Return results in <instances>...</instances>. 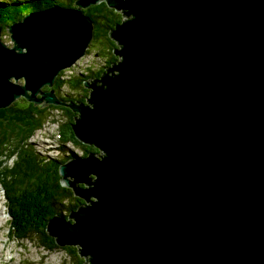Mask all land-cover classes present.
Instances as JSON below:
<instances>
[{
	"label": "water",
	"instance_id": "95a60500",
	"mask_svg": "<svg viewBox=\"0 0 264 264\" xmlns=\"http://www.w3.org/2000/svg\"><path fill=\"white\" fill-rule=\"evenodd\" d=\"M77 1L11 25L10 43L0 29V109L70 108L105 154L61 166L90 205L49 234L91 264H264V0ZM103 1L129 18L112 35L123 61L68 104L52 88Z\"/></svg>",
	"mask_w": 264,
	"mask_h": 264
},
{
	"label": "trees",
	"instance_id": "16d2710c",
	"mask_svg": "<svg viewBox=\"0 0 264 264\" xmlns=\"http://www.w3.org/2000/svg\"><path fill=\"white\" fill-rule=\"evenodd\" d=\"M76 1L67 0H17L15 3L0 1V28L5 30L15 21L21 20L31 11L48 7L76 8ZM78 2V1H77ZM83 15L94 24V38L89 44L90 49L98 47L107 58L101 70L86 69L81 75L75 74L71 78H63L70 69L57 78L54 89L58 97L67 103H86L90 91L85 87L86 81H100L105 71L116 68V63L121 60L116 51L119 44L112 37L119 24L126 22L123 15L112 9L106 2L97 6L83 8ZM62 77V79H61ZM93 82V83H94ZM101 86V85H100ZM67 88V89H64ZM64 89V90H63ZM48 87L43 91H49ZM80 93V95L78 94ZM61 111L62 123L59 125L58 134L64 158H45L39 156L35 146L30 145V140L37 132L45 129L56 117V112ZM76 113L70 108L54 106H38L20 98L7 108L0 109V184L7 191L11 215V231L14 238L23 242L25 239L38 240V244L50 252L59 247L58 240L50 236L48 227L55 217L63 216L73 224L76 222L75 213L81 208H88L90 202L79 195L87 185L77 184L76 191L66 188L62 184L60 175L61 166L69 159H77V155H70L67 145L81 151V157L96 155L103 157L99 149L82 143L74 134L71 125L75 122ZM73 152V151H72ZM68 154V155H67ZM16 156L13 167H5V159ZM34 241V240H33ZM77 247V248H76ZM71 256H80L74 264H86L87 257L83 256L80 247L71 245L64 249ZM78 259V258H77Z\"/></svg>",
	"mask_w": 264,
	"mask_h": 264
},
{
	"label": "rangeland",
	"instance_id": "374dc122",
	"mask_svg": "<svg viewBox=\"0 0 264 264\" xmlns=\"http://www.w3.org/2000/svg\"><path fill=\"white\" fill-rule=\"evenodd\" d=\"M2 1L12 4L15 3L17 0H2ZM3 35L5 36L3 40L6 43H10V36L8 31L4 30ZM98 51H100L98 47L90 49V54H88L87 56L80 57L79 59H77L75 63L73 62V65L67 68L66 70H70L72 68L73 69L71 70V72L67 73V75L63 78H71L75 74L81 75L89 67H92L93 70L96 71L101 70V66H104L103 63L105 61L104 59H100L98 57L97 55L99 53ZM12 82L15 83L16 82L15 79L12 80ZM78 94L80 95V93ZM38 96H40V94ZM55 114L56 117L54 118V121H52L50 125H46L44 130L37 132L35 137L30 140L31 147L35 146L37 152L39 153L40 158L42 159L48 157L56 158V159L64 158L62 153L63 151L61 150V144L57 141L56 138L53 137V133L57 132L59 125L62 123V119L60 117L61 111H58ZM67 149L69 150L68 154L70 155L78 154L77 159H80V156L82 154L79 149L74 148L71 145H67ZM101 153L103 154V152ZM12 157L13 158L9 157L5 159V163H4L5 167H11V166L13 167L14 160L16 161L17 157L16 156H12ZM97 159L102 160L100 155L97 156ZM61 177L62 179H64L62 175ZM64 187L71 188L67 186ZM6 189L7 188L0 185V264H74L77 260L81 259L80 256H73V255L71 256L70 254L65 252L64 249L71 245L62 246L56 249L55 251L50 252L47 249L40 246L38 244V240L35 239V237L32 238L34 241L33 240L27 241V239H25L23 242L14 241L13 239H11L9 232L12 224L10 225L11 215H10L8 200L6 197L7 194ZM78 212L79 210L76 213ZM74 224L76 223L74 222L73 225Z\"/></svg>",
	"mask_w": 264,
	"mask_h": 264
},
{
	"label": "clouds",
	"instance_id": "9594fccd",
	"mask_svg": "<svg viewBox=\"0 0 264 264\" xmlns=\"http://www.w3.org/2000/svg\"><path fill=\"white\" fill-rule=\"evenodd\" d=\"M67 1H69V2H71L72 0H67ZM104 2V1H103ZM50 8H53V7H48V8H42V9H39V10H36V11H34L33 13H36V12H40V11H44V10H47V9H50ZM66 8V7H65ZM76 8H78L77 7V5H76ZM118 13H120L119 11H118ZM121 15H123V17H125L126 19H128L126 22H128L129 21V18L127 17V16H124V14H123V11L120 13ZM27 15H29V14H26L21 20H19V21H15L14 23H12L11 25H13V24H15V23H19V22H22L23 20H24V18L27 16ZM124 23V22H123ZM122 23V24H123ZM11 25H9L8 27H10ZM8 27L5 29V31H8L7 29H8ZM0 29H2V28H0ZM116 30V29H115ZM114 30V31H115ZM2 31H3V33H4V30L2 29ZM9 33V32H8ZM9 36H10V38H11V34L9 33ZM5 36L3 35V37L2 38H4ZM93 38H94V35H93ZM116 41V40H115ZM118 43V42H117ZM119 44V43H118ZM90 47V46H89ZM89 47H88V49H89ZM121 48V46H120V44H119V46L117 47V49H118V51H119V49ZM98 55V57L100 58V59H104V65L106 64V62H107V58L108 57H104L102 54H97ZM102 57H104V58H102ZM120 57V56H119ZM121 60H119V62L118 63H116V65L118 66L122 61H123V58H120ZM102 67L103 66H101V69H102ZM112 69V68H111ZM111 69H109V70H111ZM66 71H68V70H63L62 72H61V74H60V76L64 73V72H66ZM108 71V70H107ZM107 71H105V73L107 72ZM105 75V74H104ZM23 82H25V80H22ZM90 81V80H89ZM87 82V81H86ZM56 83H57V81H56ZM56 85V84H55ZM86 87V86H85ZM45 92V91H44ZM57 95V94H56ZM58 96V95H57ZM66 102V101H65ZM80 103H82V102H80ZM69 104V103H68ZM53 137L54 138H56L57 139V141H58V138H60V136H59V134H58V130H57V132H54L53 133ZM83 154V153H82ZM90 156V155H89ZM105 156V154L103 153V157ZM88 157V156H87ZM84 158H86V157H84ZM102 158V157H101ZM80 159H83V157H81L80 156ZM73 159H69L68 160V162L69 161H72ZM68 162H66L65 164H67ZM1 185V184H0ZM2 186V185H1ZM9 204V203H8ZM11 217V216H10ZM12 219V218H11ZM11 221V220H10ZM76 223V222H75ZM9 234H10V237H11V239H13L14 241H18V242H20L19 240H16L15 238H14V233H13V231H11V229H10V232H9ZM51 236V235H50ZM55 238V237H54ZM80 247V246H79ZM80 251H81V247H80ZM85 257H87V260H86V264H91V259H92V257H90V256H85Z\"/></svg>",
	"mask_w": 264,
	"mask_h": 264
},
{
	"label": "bare ground",
	"instance_id": "6f19581e",
	"mask_svg": "<svg viewBox=\"0 0 264 264\" xmlns=\"http://www.w3.org/2000/svg\"><path fill=\"white\" fill-rule=\"evenodd\" d=\"M77 54V53H76ZM89 54V50L87 49L86 50V53H85V55L84 56H87ZM83 57V56H82ZM20 84H22V85H25V82H23V81H20ZM20 98H18V99H15V100H13L12 102H11V104H14L17 100H19ZM59 140H60V138H59Z\"/></svg>",
	"mask_w": 264,
	"mask_h": 264
}]
</instances>
